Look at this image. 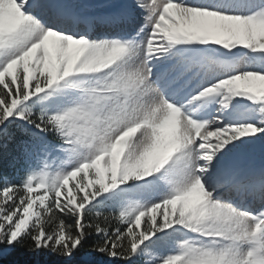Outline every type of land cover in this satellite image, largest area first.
<instances>
[{"label":"snow or ice","instance_id":"obj_1","mask_svg":"<svg viewBox=\"0 0 264 264\" xmlns=\"http://www.w3.org/2000/svg\"><path fill=\"white\" fill-rule=\"evenodd\" d=\"M4 248L264 264V0H0Z\"/></svg>","mask_w":264,"mask_h":264},{"label":"trees","instance_id":"obj_2","mask_svg":"<svg viewBox=\"0 0 264 264\" xmlns=\"http://www.w3.org/2000/svg\"><path fill=\"white\" fill-rule=\"evenodd\" d=\"M13 178L14 182L17 181V176L12 169H5ZM34 259L33 255L26 252L23 248H12L3 257H0V264H31ZM55 259V257H52Z\"/></svg>","mask_w":264,"mask_h":264},{"label":"rangeland","instance_id":"obj_3","mask_svg":"<svg viewBox=\"0 0 264 264\" xmlns=\"http://www.w3.org/2000/svg\"><path fill=\"white\" fill-rule=\"evenodd\" d=\"M9 251H10V249H8V248H4V249H3V255L0 256V257L5 256Z\"/></svg>","mask_w":264,"mask_h":264}]
</instances>
